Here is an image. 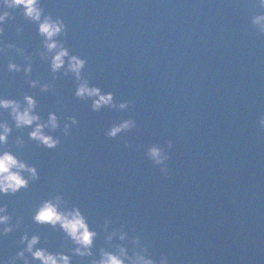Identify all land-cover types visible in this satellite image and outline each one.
<instances>
[{
  "label": "water",
  "instance_id": "obj_1",
  "mask_svg": "<svg viewBox=\"0 0 264 264\" xmlns=\"http://www.w3.org/2000/svg\"><path fill=\"white\" fill-rule=\"evenodd\" d=\"M45 12L67 25V46L86 57L90 83L112 91L127 110L92 111L74 96V78L55 80L33 55L32 78L55 91L29 87L8 59L25 63L15 49L0 53V94L22 98L35 91L38 111H55L79 123L59 130L54 149L28 140L17 150L37 166L40 179L0 197L29 232L47 246L72 245L60 232L31 219L36 204L55 193L78 204L96 227L105 216L148 242L152 256L171 264H264V37L250 28L249 0H42ZM2 39L28 53L40 47L36 25L13 10ZM17 27L23 30L17 32ZM4 118L7 113H4ZM132 118L137 127L110 138L106 130ZM9 122L11 123L10 118ZM173 142L169 172L147 158V148ZM130 146H125V142ZM20 229L0 237V257L19 247ZM103 232L96 247L104 244ZM95 251V249H94ZM81 258L73 257V264ZM18 264L22 262L18 261Z\"/></svg>",
  "mask_w": 264,
  "mask_h": 264
},
{
  "label": "clouds",
  "instance_id": "obj_2",
  "mask_svg": "<svg viewBox=\"0 0 264 264\" xmlns=\"http://www.w3.org/2000/svg\"><path fill=\"white\" fill-rule=\"evenodd\" d=\"M250 28L257 37H264V0H249ZM13 10H18L24 19L36 25V31L42 38L40 47L34 54L24 48L2 39L5 24L13 19ZM23 29L17 27V32ZM67 35V25L64 19L51 12H45L42 0H0V53L7 49H15L23 57L25 63H17L8 59L7 71L23 72L31 89L39 88L40 92L55 91L52 82H42L32 78L33 55H38L41 61L48 64L55 80L59 76L71 77L75 81L74 96L90 100L92 111L99 112L103 107L127 110L132 103L129 100L115 99L112 91H103L100 86L90 83L85 72L86 57L73 52L60 37ZM39 100L35 91L24 92L22 98L0 94V197L15 195L22 189H28L32 182L40 179L37 166L24 159L17 150L24 147L26 140L23 135H16L10 143L14 129H27L28 140L35 141L38 146L54 149L60 144V136L54 133L59 130L64 136L71 135L73 125L79 121L75 116L65 117L63 124L55 111L47 112L46 118L38 111ZM4 113L7 117L4 118ZM258 125L264 130V113L258 118ZM137 127L135 119L126 118L112 124L105 135L114 138L118 133ZM125 146H130L125 142ZM15 149L17 150H14ZM173 142L166 145L151 144L146 151L147 158L153 165L159 166L162 175L169 172L166 161L170 158ZM32 221L37 225H46L62 234L64 241H69L71 247L66 251L65 244L60 243L58 250L47 246V237L43 238L39 231L29 232L23 216H16L13 222V212L9 205L0 199V237L20 229L19 238L15 241L19 247L7 259L0 257V264H73V257L81 258L80 264H171L166 253H161L159 259L152 256L149 244L139 235L130 234L124 223L114 225L113 220L105 216L99 231L93 227L88 217L78 204L71 203L62 193H55L40 200L31 213ZM103 232L104 244L96 247V240ZM95 249V251H94Z\"/></svg>",
  "mask_w": 264,
  "mask_h": 264
}]
</instances>
